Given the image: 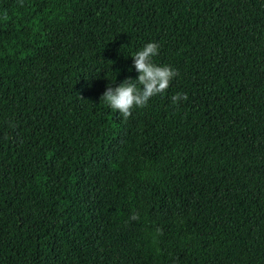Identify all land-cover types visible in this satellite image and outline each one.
<instances>
[{"label": "trees", "instance_id": "16d2710c", "mask_svg": "<svg viewBox=\"0 0 264 264\" xmlns=\"http://www.w3.org/2000/svg\"><path fill=\"white\" fill-rule=\"evenodd\" d=\"M0 264H264V0H0Z\"/></svg>", "mask_w": 264, "mask_h": 264}, {"label": "clouds", "instance_id": "9594fccd", "mask_svg": "<svg viewBox=\"0 0 264 264\" xmlns=\"http://www.w3.org/2000/svg\"><path fill=\"white\" fill-rule=\"evenodd\" d=\"M158 48L156 42L149 41L130 54L132 68L137 75L135 78L126 77L116 86L112 83L106 86L102 97L109 108L127 117L134 107H143L151 97L165 92L177 73L169 65L153 62L152 58L157 55ZM183 98V94L176 93L171 96V101L176 104Z\"/></svg>", "mask_w": 264, "mask_h": 264}]
</instances>
